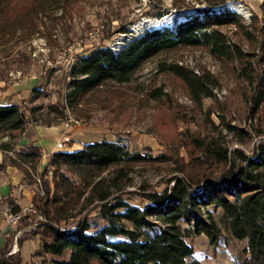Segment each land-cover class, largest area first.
<instances>
[{"label": "rangeland", "instance_id": "374dc122", "mask_svg": "<svg viewBox=\"0 0 264 264\" xmlns=\"http://www.w3.org/2000/svg\"><path fill=\"white\" fill-rule=\"evenodd\" d=\"M215 1H223V6L242 16L245 28L235 25L221 28L248 53L246 60L251 61L248 77L241 76L238 61L219 59L206 47H180L144 63L129 83L107 82L80 104L67 105L65 96L70 90L73 64H57V59L66 60L73 55L75 62L78 55L98 46L118 48L147 27L173 26L175 17L183 18L193 11L191 7H203ZM159 13L167 14L158 17ZM165 17L170 21L149 22ZM123 27L131 32H122ZM164 62L178 63L198 75H212L217 80L212 95L194 101L180 77L162 71ZM263 79L264 0H0L1 103L18 102L28 114L33 108L32 124L63 126L70 136L67 148L75 142L104 139L121 142L132 153L163 156L160 160L114 165L101 172L99 178L109 190L108 199L119 194L122 199L143 206L145 202L140 195L171 187L175 176L183 177L184 169L200 178L215 171H207L210 167H200L196 161L195 157L202 155L200 141L215 140L230 153L240 148L252 155L253 148L264 141V103L259 108L254 104L258 82ZM34 87L39 90L31 92ZM68 113L80 120V124L65 126ZM3 138L11 139L1 134L0 144L5 143ZM5 160L4 164L0 163V169L2 165H11L7 156ZM41 164L42 159L36 171L31 170L30 177L24 174L35 193L41 191L38 179L45 167ZM67 173L82 185L78 176ZM48 181L52 196L51 175ZM89 193L90 189L79 201L69 202L70 214L61 222L46 215L44 209L50 212L49 206L40 209L44 220L38 223L57 222L59 226L74 227L80 219H87L91 231L99 230L108 224L100 214L106 200L102 201L98 192L94 196ZM30 203L34 199L27 205ZM209 208L222 231L215 243L205 234L189 235L187 241L194 247V256L203 264H240L246 257L247 239H236L230 233L221 208ZM3 218L0 214V222L7 223ZM31 218L36 221L34 216ZM21 225L22 221L15 226L16 232L26 227ZM33 229L20 234L19 251L14 254L8 253L13 234L10 236L6 257L11 256L14 262L19 260V264H56L55 260L62 257L44 253L41 233H34ZM5 244L3 238L0 250ZM69 256L67 252L63 258Z\"/></svg>", "mask_w": 264, "mask_h": 264}, {"label": "trees", "instance_id": "16d2710c", "mask_svg": "<svg viewBox=\"0 0 264 264\" xmlns=\"http://www.w3.org/2000/svg\"><path fill=\"white\" fill-rule=\"evenodd\" d=\"M222 4L223 1H215L203 7L193 6V11L183 18L175 17L173 26L147 27L118 48L98 46L78 55L70 69L67 105L80 104L107 82L129 83L144 63L180 47H206L219 59L238 61L241 76L248 77V53L221 28H245L242 16ZM165 14L159 13L158 17ZM122 32L131 30L123 27ZM161 66L162 71H169L186 83L196 102L211 96L212 88L217 86V80L209 73L198 75L178 63L164 62ZM38 90L34 87L31 92ZM256 92L254 104L259 108L264 103V79L258 82ZM30 111L33 113L34 109ZM32 113L28 114L18 102H0V135L18 139L32 123ZM0 147L8 155L12 152L13 155H6L9 163L28 177L43 157L42 148L35 144L14 148L6 142ZM199 147L202 155L195 157L199 166L215 171L200 178L184 169L183 177L175 176L171 187L140 195L143 206L132 204L119 194L108 199L109 190L99 177L114 165L160 160L163 156L132 153L125 144L104 139L84 143L79 149L53 152L40 173L43 193H35L34 204L39 209L49 206L50 212L44 209L46 215L61 222L70 214L69 202L79 201L90 189V196L98 192L100 199L106 200L100 214L108 224L91 231L87 219H80L74 227L59 226L57 222L39 223L41 227L33 230L41 233L43 252L62 257L55 260L56 264H203L194 256V247L187 237L205 234L212 242L218 241L222 230L209 208L214 206L223 210L230 233L236 239H247L246 257L240 264H264V141L253 148L252 155L240 148L230 153L215 140L200 141ZM69 171L80 178L84 187L74 182ZM48 175L54 182L52 196ZM32 216L26 215L21 226L31 224ZM67 252L70 256L65 259ZM6 253L7 245L0 250V264H19V260L7 258Z\"/></svg>", "mask_w": 264, "mask_h": 264}, {"label": "crops", "instance_id": "0c3cea01", "mask_svg": "<svg viewBox=\"0 0 264 264\" xmlns=\"http://www.w3.org/2000/svg\"><path fill=\"white\" fill-rule=\"evenodd\" d=\"M61 125L44 126L37 123L28 125L24 133L16 140L4 142L11 143L14 148L24 147L28 144L39 145L43 150L42 164L44 167L52 157V153L57 151L56 143L62 134L68 131L63 130ZM74 144L71 149H79L83 144ZM6 152L0 148V163L5 160ZM4 164V162L2 163ZM24 173L16 166L6 165L0 169V214L4 215V208L10 202L16 207L27 205L35 195L32 185L24 179ZM4 219V218H3ZM5 221V219H4ZM16 233L15 226H8L7 223L0 222V246L3 245V238L6 244L12 234Z\"/></svg>", "mask_w": 264, "mask_h": 264}, {"label": "built area", "instance_id": "2783aa9c", "mask_svg": "<svg viewBox=\"0 0 264 264\" xmlns=\"http://www.w3.org/2000/svg\"><path fill=\"white\" fill-rule=\"evenodd\" d=\"M73 60V55H70V57L66 60H62V59H57L56 63L57 64H73L74 60ZM80 120H78L76 117H74L71 113H68V115L66 116V121L64 123L65 126H69L71 123H77L80 124ZM69 142H70V136L68 135V133H64L61 135V137L58 139L57 143H56V148L58 150L60 149H65L69 146ZM40 181V179H38ZM15 205H11L8 204L6 206V208L4 209V217L7 220V224L8 226H16L18 225L23 217H25L26 215L30 214L33 215L36 218V221H32L31 224H29L28 226H26L23 230L17 231L15 234H13V241L10 244V250H9V254H14L16 252L19 251V246H18V239L20 234L23 231H30L31 229L35 228L36 226L39 225L38 221H42L44 220V216L41 213L40 209L34 204V203H30L29 205H26L24 207H20L19 210H14Z\"/></svg>", "mask_w": 264, "mask_h": 264}, {"label": "bare ground", "instance_id": "6f19581e", "mask_svg": "<svg viewBox=\"0 0 264 264\" xmlns=\"http://www.w3.org/2000/svg\"><path fill=\"white\" fill-rule=\"evenodd\" d=\"M170 21V18L169 17H165L163 19H154V20H149L150 23H163V22H169Z\"/></svg>", "mask_w": 264, "mask_h": 264}]
</instances>
